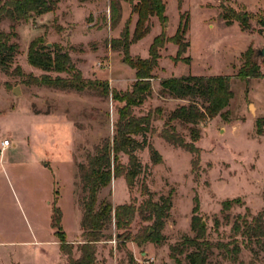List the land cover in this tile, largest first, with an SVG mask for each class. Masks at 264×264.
<instances>
[{
    "label": "rangeland",
    "instance_id": "374dc122",
    "mask_svg": "<svg viewBox=\"0 0 264 264\" xmlns=\"http://www.w3.org/2000/svg\"><path fill=\"white\" fill-rule=\"evenodd\" d=\"M113 0H61L57 8L19 23L18 45L10 72L0 70V264H67L69 257L59 250L57 229L52 226L53 208L61 211L60 226L72 243L71 257L80 255L81 201L85 195L78 176V164L86 160L94 145L111 137L122 105L112 94L85 89H63L37 84L47 73L27 61L29 42L43 36L46 43L67 50L85 80L106 81L110 90H126L135 80L134 70L122 62L121 51H113L110 41L118 38L127 25L131 36L137 14L131 7L139 0H115L120 3V19L110 25ZM245 12L248 25L237 20L226 22L225 14ZM166 22L156 16L149 19V32L129 47L131 56L146 58L153 38L165 32L172 36L180 16L188 19L185 40L187 50L177 56V45L165 41L159 49L158 65L151 79L152 93L138 107L136 115L152 112L151 129L145 138L161 154L154 164L147 146L137 149L141 171L131 188L124 177H114L98 192V201L109 200L115 206L134 203L139 206L152 194L153 200L170 195L171 208L161 231L160 243L137 244L122 241L113 222L107 239L95 244L94 264H128L132 254L139 264H176L170 247L185 236L195 235L191 228L193 207L205 228V238L214 244L207 264H264V236L257 242L240 235L234 237L231 226L237 216L252 220L264 210V56L255 51L264 47V0H165ZM0 30L8 31L9 22L1 21ZM261 75L242 77L238 73L249 57ZM52 77L67 73L48 72ZM229 76L233 93L227 119L217 115L198 124L200 137L198 163L192 154L170 145L159 131L169 114L186 101L161 97L159 80L165 77ZM18 93H14V89ZM156 107L161 109L158 113ZM257 121L262 125L258 132ZM176 130L189 140V126L173 121ZM8 139L9 144L2 146ZM123 163L125 155H120ZM197 200V203H196ZM231 201L228 209L223 202ZM218 222L217 225L215 222ZM264 223V217H263ZM136 213L130 230L134 236L144 225ZM236 239L237 260L223 256L215 244ZM232 246V244H231ZM184 261V254L181 255Z\"/></svg>",
    "mask_w": 264,
    "mask_h": 264
},
{
    "label": "trees",
    "instance_id": "16d2710c",
    "mask_svg": "<svg viewBox=\"0 0 264 264\" xmlns=\"http://www.w3.org/2000/svg\"><path fill=\"white\" fill-rule=\"evenodd\" d=\"M61 0H0V22L8 21L9 30H0V70L6 73L17 71L15 67L11 72L10 67L18 45L12 39L16 36L15 28L21 22L33 19L35 16L54 11ZM121 6L118 1L113 0L110 4V25L114 26L120 19ZM231 12L226 22L231 19L237 20L242 26L248 25V17L245 12ZM131 13L137 14V20L132 35H129L127 25L118 38L110 41L113 51H121L122 62L134 70L135 80L130 88L126 90H110L106 81L85 80L82 74L72 61L69 52L62 47L52 44L48 47L43 36L33 38L27 47L28 63L44 72L67 73L68 77L55 76L44 73L38 79L30 76L37 84L52 86L63 89H74L83 91L91 89L100 92L102 95L112 94V98L122 105L118 108V117L114 124L111 137L102 139L94 145L93 151L86 156L83 163L78 164V176L82 190L85 193L82 201L81 244L80 255L76 259L71 257L72 243H69L60 226L61 211L58 207L53 208L51 224L57 229V241L59 250L68 255L67 264H94L95 244L107 239L106 230L114 224L115 228L122 230L117 236L125 240H131L137 244L145 242L160 243L163 239L161 233L165 219L171 208L170 195L161 196L159 200H153L152 194L138 207L134 203H122L113 205L109 200L98 201L100 189L108 186L111 179L122 176L127 187L131 188L137 175L141 171V163L136 154L137 149L148 147L150 159L154 164L162 161L161 154L151 144H146L145 138L142 141L136 139L137 135H144L150 131L153 115L148 111L143 115H136L134 107L140 106L152 93L151 79L154 78L153 70L158 65L160 58L159 49L165 41L177 45L176 54L179 56L189 47L185 40L188 30V19L180 16L176 32L166 37L161 32L153 38L149 46V55L146 58L131 56L129 47L132 43L144 37L150 30L149 19L156 16L162 23L166 22L165 0H139L131 7ZM249 63L240 68L239 75L251 77L261 75L254 60L249 57ZM158 94L161 97L175 98L186 101V104L178 105L167 117L159 136L172 146L180 147L192 154V165L196 166L199 160V149L195 142L200 137L198 124L207 118H214L219 115L227 119L228 111L224 110L233 96L230 87L229 76H196L185 75L179 77H165L159 80ZM155 111L161 112L159 107ZM173 121H178L189 126V140L180 134ZM258 132L262 133V125L257 121ZM120 155L127 157V162L121 161ZM197 203V200H196ZM231 201L223 202V209H228ZM198 203L193 207L194 214L191 218V228L195 235L185 236L180 242L170 247L169 256L176 264H207L208 258L214 246L205 238V228L198 215L195 214ZM138 213L144 221L150 224L141 227L133 236L130 226L135 214ZM264 210L259 212L251 221L245 217L237 216L232 223L231 231L234 235H240L248 240L254 239L259 242L264 236ZM217 221L215 224L217 225ZM233 239L229 242H218L215 244L223 250V256L232 261L237 260L240 247ZM232 244V246H231ZM184 254V261L181 255ZM128 264H139L132 254L128 255Z\"/></svg>",
    "mask_w": 264,
    "mask_h": 264
},
{
    "label": "water",
    "instance_id": "95a60500",
    "mask_svg": "<svg viewBox=\"0 0 264 264\" xmlns=\"http://www.w3.org/2000/svg\"><path fill=\"white\" fill-rule=\"evenodd\" d=\"M46 45L50 46L51 43H46ZM255 52H256L255 55H254L255 57L264 56V47L256 49ZM13 91H14V93H18V90L16 88Z\"/></svg>",
    "mask_w": 264,
    "mask_h": 264
},
{
    "label": "built area",
    "instance_id": "2783aa9c",
    "mask_svg": "<svg viewBox=\"0 0 264 264\" xmlns=\"http://www.w3.org/2000/svg\"><path fill=\"white\" fill-rule=\"evenodd\" d=\"M9 144V140L8 139H5L2 141V146L5 147Z\"/></svg>",
    "mask_w": 264,
    "mask_h": 264
},
{
    "label": "crops",
    "instance_id": "0c3cea01",
    "mask_svg": "<svg viewBox=\"0 0 264 264\" xmlns=\"http://www.w3.org/2000/svg\"><path fill=\"white\" fill-rule=\"evenodd\" d=\"M151 17H152V16H151ZM151 17H150V18H151ZM189 46H190V45H189ZM130 47H131V46H130Z\"/></svg>",
    "mask_w": 264,
    "mask_h": 264
}]
</instances>
